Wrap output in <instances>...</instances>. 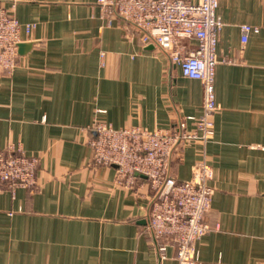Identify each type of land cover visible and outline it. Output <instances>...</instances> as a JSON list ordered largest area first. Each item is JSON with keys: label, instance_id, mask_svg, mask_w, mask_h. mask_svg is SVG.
Returning a JSON list of instances; mask_svg holds the SVG:
<instances>
[{"label": "crops", "instance_id": "1", "mask_svg": "<svg viewBox=\"0 0 264 264\" xmlns=\"http://www.w3.org/2000/svg\"><path fill=\"white\" fill-rule=\"evenodd\" d=\"M23 22L21 56L0 70V149L40 156L39 188L0 191V264H180L148 231L151 189L116 179L115 165L89 164L91 125H184L200 114V80L182 75L162 49L97 0H0ZM215 133L184 146L173 173L192 175L203 150L213 166L219 224L192 264H264V0H220ZM242 24L258 26L241 41ZM194 43V42H192ZM103 110L104 112H101Z\"/></svg>", "mask_w": 264, "mask_h": 264}, {"label": "built area", "instance_id": "2", "mask_svg": "<svg viewBox=\"0 0 264 264\" xmlns=\"http://www.w3.org/2000/svg\"><path fill=\"white\" fill-rule=\"evenodd\" d=\"M109 22L120 18L141 32L145 45L165 51L187 78L202 82L204 101L197 116H188L194 127L172 125L148 130L140 125L116 128L97 119L91 125L89 140L94 166L115 165L116 179L133 187L139 176L148 180L151 189L148 231L164 256L173 245L180 264L199 259L197 242L213 228L207 221L215 189L210 184L214 169L203 150L194 164L192 175L180 179L172 165L187 144L206 145L215 133L214 116L219 108L215 77L218 63L217 44L223 20L217 9L220 0H97ZM35 28L23 23L0 3V70L12 72L21 56L22 30L30 34ZM241 41L246 43L258 26L242 24ZM194 42V43H192ZM104 112L103 110H100ZM40 156L29 155L21 144L11 143L0 149V191L15 194L17 188H39Z\"/></svg>", "mask_w": 264, "mask_h": 264}]
</instances>
